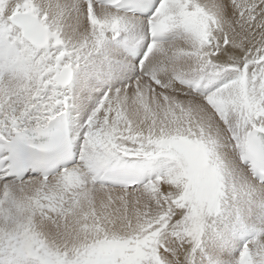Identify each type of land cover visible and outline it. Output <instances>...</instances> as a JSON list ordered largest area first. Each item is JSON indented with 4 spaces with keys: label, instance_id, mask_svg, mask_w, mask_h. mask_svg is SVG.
Instances as JSON below:
<instances>
[{
    "label": "snow or ice",
    "instance_id": "obj_1",
    "mask_svg": "<svg viewBox=\"0 0 264 264\" xmlns=\"http://www.w3.org/2000/svg\"><path fill=\"white\" fill-rule=\"evenodd\" d=\"M0 264H264V0H0Z\"/></svg>",
    "mask_w": 264,
    "mask_h": 264
}]
</instances>
